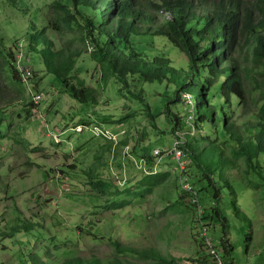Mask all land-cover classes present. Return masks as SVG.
Masks as SVG:
<instances>
[{
	"label": "rangeland",
	"instance_id": "1",
	"mask_svg": "<svg viewBox=\"0 0 264 264\" xmlns=\"http://www.w3.org/2000/svg\"><path fill=\"white\" fill-rule=\"evenodd\" d=\"M4 1L0 27L8 45L23 46L32 21L41 27L57 18L54 0H28L19 8ZM26 7L29 14L20 10ZM48 35L57 48L69 47L75 53L71 82H85L96 92L97 102L75 100L44 71L40 59L27 51L18 55L33 77L28 84L9 82L19 102L0 113V264H78L75 258L89 264L95 258L103 264H117L115 258L123 264H204L209 254L195 222L193 199L181 198V166L189 162L186 157L178 161L174 154L185 131L178 133L180 140L174 136L166 114L159 115L155 126L145 104L121 93L114 79L104 81L91 46L82 42L76 28ZM248 63L253 64L251 57ZM142 90L157 114L163 96L173 94L165 86L137 80L132 92ZM37 93L43 99L34 104ZM170 103L172 112L190 125L192 96L186 93L179 104ZM191 136L199 138L200 133L193 130ZM220 149L225 157L221 180L236 193L234 197L233 189L224 192L233 249L227 259L229 264H264V170L261 175L250 170L245 157L228 143ZM163 151L167 153L161 155ZM199 195L205 205L210 195ZM220 229L210 230L218 243ZM115 242L152 251L165 261L119 253Z\"/></svg>",
	"mask_w": 264,
	"mask_h": 264
},
{
	"label": "trees",
	"instance_id": "2",
	"mask_svg": "<svg viewBox=\"0 0 264 264\" xmlns=\"http://www.w3.org/2000/svg\"><path fill=\"white\" fill-rule=\"evenodd\" d=\"M27 1L3 3L19 8L18 5L27 6ZM52 6L57 10V18L47 20L41 27L32 21L23 37V46L18 42L8 45L0 27V113L6 114L19 102L9 82H30L22 80L17 67L18 55L23 51L40 59L44 71L56 77L69 96L81 103L97 102L96 92L85 82L79 80L77 85L71 82L75 53L69 47L57 48L48 35L50 31L62 34L65 27L76 28L82 42L91 46V56L99 63L104 81L114 79L121 93L126 92L145 104L144 110L155 126L159 115L166 114L174 136L180 140L178 133L185 131L178 148L189 164L182 175L189 179L196 193L182 191L181 198H198L204 212L200 222L209 230L221 228L220 244L225 263L229 264L227 258H231L233 249L228 243L224 192L233 189L234 197L236 193L228 181L221 180V158L225 160V157L220 147L223 143L232 145L235 154L245 157L248 168L261 175L264 170V0H54ZM20 10L31 12L29 7ZM137 80L165 86L174 96L169 93L163 96L166 100H161L157 114L146 99L145 90L132 92ZM186 93L192 96L194 105L190 125L170 107L171 101L179 104ZM193 130L200 133L199 138L191 136ZM202 131L205 133L201 134ZM200 193L209 194L208 201H213L209 204L205 200L204 205ZM191 206L197 212L198 204L193 202ZM195 222L199 226V219ZM114 245L119 253L165 261L152 251L125 248L118 242ZM75 259L78 264H89ZM113 261L123 264L120 258ZM93 263L103 264L97 258ZM204 264H209V260L205 259Z\"/></svg>",
	"mask_w": 264,
	"mask_h": 264
},
{
	"label": "built area",
	"instance_id": "3",
	"mask_svg": "<svg viewBox=\"0 0 264 264\" xmlns=\"http://www.w3.org/2000/svg\"><path fill=\"white\" fill-rule=\"evenodd\" d=\"M19 65L21 66V68H19ZM17 67L20 73H22V77H23L22 80L24 82H28V80L31 78V72L28 68H25L24 66H22L21 59H19ZM42 99H43L42 94L37 93L33 96V102L35 104H39ZM174 154L176 155V158L178 161H181V159L184 157L183 152L177 147H175ZM183 170H184V167L181 166V176H180L181 187L185 192L193 193L195 195V193L192 190V186L188 181V178L182 175ZM193 202L198 204L196 213L199 219V223H200L199 225L201 226L200 238L202 239V243L204 247L208 249L209 264H226L224 256H223L222 248L215 244L214 239L209 234L208 228L204 225V223L200 222L201 221L200 218L202 217L204 212L199 203L198 198L193 199Z\"/></svg>",
	"mask_w": 264,
	"mask_h": 264
},
{
	"label": "bare ground",
	"instance_id": "4",
	"mask_svg": "<svg viewBox=\"0 0 264 264\" xmlns=\"http://www.w3.org/2000/svg\"><path fill=\"white\" fill-rule=\"evenodd\" d=\"M19 58H21V57H19ZM188 181H189V179H188ZM184 191V190H183ZM186 193H188V192H186ZM202 207V206H201ZM200 226V225H199ZM208 228V227H207ZM208 230H209V228H208ZM209 234H210V230H209ZM212 237V236H211ZM213 238V237H212ZM214 239V238H213ZM215 241V244L216 245H218L219 247H221L222 248V245L220 244V243H218L216 240H214ZM223 250V256L225 257V253H224V249H222Z\"/></svg>",
	"mask_w": 264,
	"mask_h": 264
}]
</instances>
